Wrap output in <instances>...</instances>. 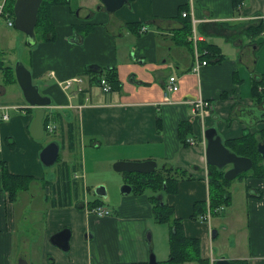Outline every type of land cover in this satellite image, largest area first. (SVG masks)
Instances as JSON below:
<instances>
[{
	"label": "crops",
	"instance_id": "crops-1",
	"mask_svg": "<svg viewBox=\"0 0 264 264\" xmlns=\"http://www.w3.org/2000/svg\"><path fill=\"white\" fill-rule=\"evenodd\" d=\"M97 4L99 0H79L75 15L71 0L53 7V39L29 49L28 64L24 65L33 82L39 83L40 92L52 98L45 114L46 124L50 121L54 128L44 131L53 136L44 144L28 132L34 112L17 81L6 83L17 89L10 94L14 102H0V171L4 162L8 172L30 175L31 180L10 201L0 172V264H128L148 261L151 248L158 261L166 260L168 231L165 247L155 242L154 236L151 243L144 236L147 229L152 231L155 219L150 195L142 193L115 203L127 219L141 225L132 232L134 243L113 247L123 240L111 234L117 229L113 225L121 220L110 215L98 217L86 208L92 201L86 195L98 184L86 152L93 160L99 157L107 163L153 159L160 160V166L184 169L188 178H180L176 193H167V203L182 220L185 234L200 239V256L209 264L219 255L246 264H264V180H246L251 193H246L243 184L238 208L229 190L231 200L225 214H216L222 216L218 230L210 220L190 218L192 203L208 198L202 125L190 112L193 98L201 96L212 103L205 127L215 125L222 139L264 127L263 118L247 113L256 107L250 97L251 82L264 77V40L251 37L247 27L257 17H264V0H131L109 15L99 10L93 25L76 33L74 23L84 22ZM181 4H186L185 17L177 8ZM187 19L190 33L194 30L199 36L197 51L202 52L206 44L217 49V56L206 57L199 72L191 70L195 49L191 34L185 33ZM127 22L139 23L138 29L128 28ZM142 26H146L145 32L139 31ZM93 64L103 69L115 67L120 87L101 90L98 80L102 74L86 72ZM171 74L177 77L178 90L169 92V101H165L164 86ZM72 77L81 80L68 87L59 83ZM2 79L0 70V96H9ZM4 112L8 117L3 120ZM182 120L191 123L190 136L198 141L195 145L182 146L177 139L176 125ZM9 137L12 140L7 141ZM51 141L59 145L58 156L53 169L44 171L46 165L39 153ZM94 218L98 220L92 221ZM62 228L70 230L72 243L67 250L50 241V234ZM211 229L216 230V238L211 237ZM83 235L84 249L78 251L76 242ZM92 241H97L94 252ZM211 244L214 254L209 251ZM20 257L24 263L19 262Z\"/></svg>",
	"mask_w": 264,
	"mask_h": 264
},
{
	"label": "trees",
	"instance_id": "trees-1",
	"mask_svg": "<svg viewBox=\"0 0 264 264\" xmlns=\"http://www.w3.org/2000/svg\"><path fill=\"white\" fill-rule=\"evenodd\" d=\"M131 0H127L130 2ZM4 12H7L9 16L14 17L13 14V4L14 0H4ZM68 3V0H41L40 6L38 8L37 22L34 26L35 40H52L54 37V27L51 10L53 7L61 4ZM235 5L236 2H233ZM186 4L179 5L178 10L181 15ZM13 14V15H12ZM185 17V16H184ZM184 22L185 33H190L191 26L190 21L187 19ZM76 33L86 32L89 27L93 25L88 18L84 19V22L74 23ZM14 26V25H13ZM126 26L130 29H138L139 23L137 22H127ZM247 32L251 34V37H256L259 34L264 32V18L254 20L250 26L247 27ZM217 49L210 44L204 45V49L201 58L207 57V60L217 56ZM217 60V59H216ZM0 69L2 73V80L5 83L14 81V67L12 65H5L3 61H0ZM86 72L90 74L102 73L107 82L111 85L110 89H117L120 87V82L118 79L117 72L115 67L99 68L97 72L87 70ZM238 81L237 78H234ZM263 85L262 88L259 86ZM224 93H221V96ZM252 103L254 106L264 105V77L260 76L259 79L253 80L251 82V96ZM48 115L45 114L44 125L48 120ZM264 120V118H263ZM159 123V118H157V126ZM189 121H179L177 126V139L182 146H188L186 138L192 135V126H190ZM264 139V127L255 131L243 130L240 136L225 138L223 144L227 147L228 150L236 153L239 156L249 157L252 161V166L249 170L244 171L236 175L238 178H243V175L252 176L258 180H264V162L261 155L257 151V143L259 140ZM225 168H217L216 166L207 164V186H208V198L207 200H197L194 201L193 211L191 213V219H197L198 216L204 214L207 209H209L211 216L218 213L217 208L221 205L224 207L229 206L230 202V191L227 189L228 179L223 177ZM1 180L3 189L7 193V198L10 201H14L17 197L18 192L27 188L28 183L31 180L30 175H20L13 174L7 171L6 165L3 162ZM184 169L172 168L161 166L159 170H154L150 173H138V172H125L126 178L125 183L131 185V193L140 194L146 188H150L154 194L149 196V199L152 201V209L154 213L153 219L158 223H168L169 224V235H168V246H169V255L166 260L158 261L159 264H181L189 261H196L200 264H209L207 258H203L201 255V246L200 239L197 237H189L183 231V224L180 218H177L174 213V209L171 205H168L166 201L162 198L161 200L157 198V194H167V193H176L178 190V181L181 177H187ZM251 186L246 185V193L250 194ZM163 192V193H162ZM163 196V195H162ZM100 205L98 199H94L89 204V207ZM216 237V236H215ZM231 264H246L244 260L232 259L230 260ZM93 264H124L122 262H112V263H93ZM128 264H147V261H133Z\"/></svg>",
	"mask_w": 264,
	"mask_h": 264
},
{
	"label": "water",
	"instance_id": "water-1",
	"mask_svg": "<svg viewBox=\"0 0 264 264\" xmlns=\"http://www.w3.org/2000/svg\"><path fill=\"white\" fill-rule=\"evenodd\" d=\"M100 4L96 7L97 10H103L108 13H112L127 3V0H99ZM41 0H14L13 14H14V27L25 33V44L27 46L34 45L37 40L34 33V26L37 22V12L40 6ZM12 14V15H13ZM86 17H89L86 16ZM14 67L15 80L17 81L21 93L27 106L32 107L34 116L31 118L29 124V131L34 138H42L45 134L44 128V115L47 107L51 106L52 98L49 95L42 94L40 92V85L37 82H33L31 79L30 70L20 60H17ZM100 67L97 65H89L88 69L97 72ZM254 108V107H253ZM254 109H260L264 112V105L256 106ZM250 112V110H248ZM247 111V112H248ZM264 118V113L260 116ZM205 148L204 156L206 164L216 166L217 168H225L223 177L231 180L239 173L247 171L252 166V161L249 157L239 156L236 153L228 150L223 144L222 137H220L217 129L214 126H209L204 129ZM257 151L261 155L264 162V139H261L257 143ZM59 145L56 141L47 143L40 151L39 158L41 162L48 166L53 164L58 156ZM157 163L153 159H146L142 161L135 160H116L113 163L112 168L121 172H138V173H150L157 168ZM121 191L125 193L131 191V185L124 183L121 186ZM97 195H104L105 191L102 186L96 187ZM158 199H162L161 194L157 195ZM211 237L216 236V230L211 229ZM70 230L68 228H62L53 234H50L51 243L60 247V249L67 250L69 247ZM91 236V234H89ZM147 238L149 236L147 235ZM153 252L149 253L147 264H159L154 257ZM23 257H20L19 262L24 263ZM214 264H231L230 260L224 255H219Z\"/></svg>",
	"mask_w": 264,
	"mask_h": 264
},
{
	"label": "rangeland",
	"instance_id": "rangeland-1",
	"mask_svg": "<svg viewBox=\"0 0 264 264\" xmlns=\"http://www.w3.org/2000/svg\"><path fill=\"white\" fill-rule=\"evenodd\" d=\"M69 2V0H68ZM78 4H79V0H71V5L74 8L73 15L77 14V10H78ZM99 4L96 5V7ZM101 11L97 10L96 8L90 11V16L87 17L91 22L94 20H97L98 18V14ZM115 12V11H114ZM112 12V13H114ZM95 13V14H94ZM105 13H107L109 15L108 12L105 11ZM93 14V15H92ZM107 19V16H104V21ZM73 32V31H72ZM54 35H55V30H54ZM74 35V32H73ZM64 37H68V35H63ZM72 37V36H71ZM71 37H69V41L71 40ZM75 37V35L73 36ZM263 39L264 40V33L259 34L256 39ZM26 36L25 33H23L21 30L17 29L14 26H10L7 24V18L5 16H0V52L2 54V57H4V61L6 63H9L12 65V67L15 65L17 60L22 61L25 65L28 64V57H29V49H33L34 47H36V44L38 42H41L42 40H38L33 46H27L25 44V40ZM0 55V59L2 58ZM2 60V59H1ZM0 60V61H1ZM3 64H5L3 62ZM7 65V64H5ZM1 70V69H0ZM15 74V73H14ZM97 74H102V73H97ZM15 80V79H14ZM1 82V81H0ZM2 83V82H1ZM5 84V87L7 88V94H9V96L5 95V96H0V102H4V103H10V102H14V99L10 97V94L12 92H14V90L17 89V86H11L10 84ZM255 108V107H254ZM254 108H249L250 112L248 111L247 113H249L251 116L253 117H258L260 115H262L264 112L260 109H254ZM243 118H246L245 114L243 113ZM247 119V118H246ZM215 121V120H214ZM205 125V124H204ZM206 126V125H205ZM215 126V125H213ZM208 127V126H207ZM204 134V132H203ZM52 134H48L45 133L44 136L42 138H39L38 140L44 144V142H46L50 137H52ZM37 139V138H36ZM12 140L11 137H9L7 139V141ZM194 145V144H193ZM86 156V160L88 162V167L90 168L93 164V167H91V171L93 173L92 177H94L98 182V184L96 185H92L91 187V193L87 194L86 197H88L89 200H93L96 198L101 199L104 204V207H107L110 212L108 215L115 217L117 219H120L121 222H116L114 226H117V229L114 230L112 229L111 234L112 237L115 239V235H117L118 238H120V236H122L123 240L122 242H119L118 245H113L119 248H126L125 245L128 244V242H133L134 240L132 239L133 235L132 232H134V227L136 226H140L141 223L139 221H133V220H129L126 217L125 213H121L119 212V210L117 209V207L115 206V203H119V201L121 200L122 197L125 196H129V197H133V193L127 192L124 194V192L121 191V186L125 183V179L126 178V174L125 172H121V171H116L112 168L113 163L115 161H112L110 163H107L105 161L100 160L99 157H95V159H98L99 161H97L96 163H94V160L92 159L94 156L88 152H86V154L84 155ZM131 160V159H129ZM157 168L156 170H159L161 168V161L157 160ZM54 164L50 165V166H43L44 171H48L49 169H53ZM248 174V173H246ZM243 175V178H238L235 177L231 180H229L228 184H227V189L226 190H232V194L234 196V200L233 203H235L236 208L240 207L241 202L239 199V194H241V190L244 184L245 187V183L246 180L249 178H254L252 176L249 175ZM97 186H102L104 188V195H97L96 193V187ZM243 187V188H244ZM240 190V191H239ZM142 194H145L147 196L154 194L152 192V190H150V188H146L143 192H141ZM163 193V192H162ZM158 195V194H157ZM163 195V199L164 201L167 202V194H162ZM193 200V199H192ZM188 201V198H186V202ZM153 204V203H152ZM151 204V205H152ZM227 208L222 209L218 212H220L222 215L225 214ZM154 216V214H153ZM209 219L205 220V221H209L210 220V224L214 226V228L216 230H218V224L220 223V219L222 216L219 215H213L211 216V214L209 215ZM116 219V220H117ZM93 220H98V218H94ZM102 227V226H101ZM112 227V228H113ZM120 227H122L123 229L120 230ZM151 229H147L146 231H144L145 233V238L149 241V243L152 242V236H154L155 242L157 241L158 244H161L165 247V234H167V231L169 230V224L168 223H158L156 220L153 224V226L151 227ZM153 233V234H152ZM169 233V231H168ZM87 234H91V238L94 236L92 231H87ZM114 234V236H113ZM147 235L149 236V239L147 238ZM85 235H83V237H81L77 242H76V248L78 249V251L83 248L84 245V241H85ZM221 234L218 236L220 239ZM216 238V237H215ZM97 241H92V252H94V244ZM116 242H118L116 240ZM69 243L71 244L72 241H69ZM214 243V242H212ZM215 244V243H214ZM155 246H158L155 244ZM212 247L213 245L211 244V249H209V251L211 252V254H214V251H212ZM71 250V249H70ZM154 249L151 248V252L154 253L153 251ZM155 254V253H154ZM20 255V254H19ZM49 257H51V255H49ZM157 259V258H156ZM159 259H157L158 261ZM34 262V261H33ZM32 262V263H33ZM34 264V263H33ZM185 264H198L196 261H191L189 263H185Z\"/></svg>",
	"mask_w": 264,
	"mask_h": 264
},
{
	"label": "built area",
	"instance_id": "built-area-1",
	"mask_svg": "<svg viewBox=\"0 0 264 264\" xmlns=\"http://www.w3.org/2000/svg\"><path fill=\"white\" fill-rule=\"evenodd\" d=\"M4 0H0V16H5L7 18V24L12 26L13 25V20L12 18L7 15L8 13L7 12H4ZM187 13L185 11L182 12V15L185 16ZM258 18H264L263 16H259ZM146 30V26H142L140 28V31H144L145 32ZM196 32L193 30L192 33H190V39L191 41L193 42L194 44V49H195V53H194V60L193 61V64H192V67H191V70L193 72H199V69L202 65L206 64L207 63V60L206 59H202L200 57V55L202 54V52H198L197 51V39H198V35L195 34ZM81 78L80 77H72V78H69V79H66L65 81H60L59 83L60 84H63L64 87H68L72 81H80ZM99 85L101 87V90L105 91V92H108L110 91L111 89V85L107 82V80L104 78V77H101L99 79ZM178 82H177V77L173 74L169 75L167 77V81L165 83V93H164V99L165 101H169V95L168 93L169 92H172V91H176L178 90ZM213 108V105L210 101H208L207 99H203L201 98V96H197L195 98H193V100L191 101V111L192 112V115H195V116H198L200 121H201V124L202 125V137H201V142L202 144L205 146V138H203V132H204V128H205V125H204V119L206 117H208L211 113V110ZM8 115L6 112H4V114H2V118L3 120L5 118H7ZM46 128L48 129V131H51L53 130L54 126L52 123H50V121L46 124ZM187 142L189 145H193V144H196L197 143V140L193 137H188L186 138ZM224 208L223 205L219 206L217 208V210H222ZM88 211L98 217H102V216H105V215H108L110 210L107 208V207H104L103 205H97V206H93V207H90L88 208ZM210 211L209 209H207V211L204 213V214H201L200 216H198L200 219L202 220H208L210 217Z\"/></svg>",
	"mask_w": 264,
	"mask_h": 264
}]
</instances>
